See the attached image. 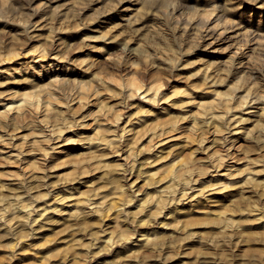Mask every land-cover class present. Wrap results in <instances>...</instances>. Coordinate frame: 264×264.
<instances>
[{"label": "rangeland", "instance_id": "374dc122", "mask_svg": "<svg viewBox=\"0 0 264 264\" xmlns=\"http://www.w3.org/2000/svg\"><path fill=\"white\" fill-rule=\"evenodd\" d=\"M262 109L264 0H0V264H264Z\"/></svg>", "mask_w": 264, "mask_h": 264}, {"label": "bare ground", "instance_id": "6f19581e", "mask_svg": "<svg viewBox=\"0 0 264 264\" xmlns=\"http://www.w3.org/2000/svg\"><path fill=\"white\" fill-rule=\"evenodd\" d=\"M262 110H263V109H262ZM263 111H264V110H263ZM229 121H231V120H229ZM169 130H170V129H169ZM171 130H172V129H171ZM171 130H170V131H171ZM167 132H169V131H167ZM167 132H161V133H159V136H161V135H163V134H165V133H167ZM161 141H163V140H160L159 142H161ZM159 142H157V143H159ZM182 190H183V191L181 192V195H182V196H185V194H186V193H185V189L183 188Z\"/></svg>", "mask_w": 264, "mask_h": 264}]
</instances>
